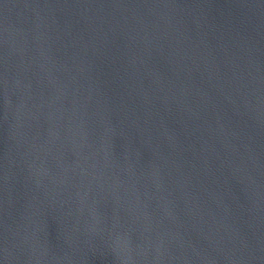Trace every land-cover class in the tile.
Here are the masks:
<instances>
[{
	"label": "water",
	"instance_id": "obj_1",
	"mask_svg": "<svg viewBox=\"0 0 264 264\" xmlns=\"http://www.w3.org/2000/svg\"><path fill=\"white\" fill-rule=\"evenodd\" d=\"M0 264H264V0H0Z\"/></svg>",
	"mask_w": 264,
	"mask_h": 264
}]
</instances>
